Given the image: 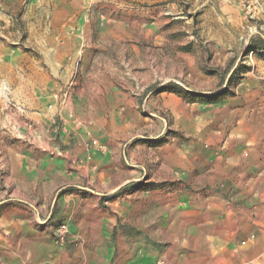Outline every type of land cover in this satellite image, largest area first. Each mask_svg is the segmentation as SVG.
<instances>
[{"label": "rangeland", "instance_id": "1", "mask_svg": "<svg viewBox=\"0 0 264 264\" xmlns=\"http://www.w3.org/2000/svg\"><path fill=\"white\" fill-rule=\"evenodd\" d=\"M159 258L264 264V0H0V264Z\"/></svg>", "mask_w": 264, "mask_h": 264}, {"label": "built area", "instance_id": "2", "mask_svg": "<svg viewBox=\"0 0 264 264\" xmlns=\"http://www.w3.org/2000/svg\"><path fill=\"white\" fill-rule=\"evenodd\" d=\"M67 231L66 226H62L57 233V237L60 242L64 240L65 232ZM154 264H167L165 259L159 258ZM247 264H254L253 262L247 263Z\"/></svg>", "mask_w": 264, "mask_h": 264}, {"label": "crops", "instance_id": "3", "mask_svg": "<svg viewBox=\"0 0 264 264\" xmlns=\"http://www.w3.org/2000/svg\"><path fill=\"white\" fill-rule=\"evenodd\" d=\"M108 194H103V196H106ZM107 257H108V260L111 261V258H112V248H110L107 252ZM126 264H132V262H129V263H126ZM138 264H140V262H138Z\"/></svg>", "mask_w": 264, "mask_h": 264}, {"label": "bare ground", "instance_id": "4", "mask_svg": "<svg viewBox=\"0 0 264 264\" xmlns=\"http://www.w3.org/2000/svg\"><path fill=\"white\" fill-rule=\"evenodd\" d=\"M258 143H260V140L258 141Z\"/></svg>", "mask_w": 264, "mask_h": 264}]
</instances>
